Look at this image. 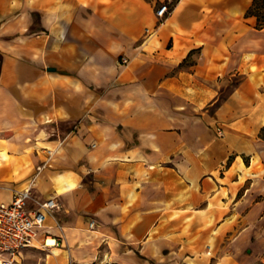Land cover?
Instances as JSON below:
<instances>
[{
  "label": "crops",
  "instance_id": "0c3cea01",
  "mask_svg": "<svg viewBox=\"0 0 264 264\" xmlns=\"http://www.w3.org/2000/svg\"><path fill=\"white\" fill-rule=\"evenodd\" d=\"M252 1L0 0V204L28 187L58 203L18 264L252 263L264 249ZM45 234L61 247L43 248Z\"/></svg>",
  "mask_w": 264,
  "mask_h": 264
},
{
  "label": "built area",
  "instance_id": "2783aa9c",
  "mask_svg": "<svg viewBox=\"0 0 264 264\" xmlns=\"http://www.w3.org/2000/svg\"><path fill=\"white\" fill-rule=\"evenodd\" d=\"M158 24H162L171 10L168 3H162L155 9ZM146 33H149L146 30ZM122 64H127L122 59ZM223 136L221 130L216 132ZM33 205H32V204ZM58 209L54 197L44 201H35L31 196V187L14 194L10 204H0V263L18 264L21 253L29 248H35L39 242V235L44 230L47 219ZM89 229L95 227L94 221H89ZM49 234H45L42 247L47 246ZM55 246H58L56 240Z\"/></svg>",
  "mask_w": 264,
  "mask_h": 264
},
{
  "label": "trees",
  "instance_id": "16d2710c",
  "mask_svg": "<svg viewBox=\"0 0 264 264\" xmlns=\"http://www.w3.org/2000/svg\"><path fill=\"white\" fill-rule=\"evenodd\" d=\"M246 16H253L256 18V27L258 29L264 28V0H253Z\"/></svg>",
  "mask_w": 264,
  "mask_h": 264
},
{
  "label": "rangeland",
  "instance_id": "374dc122",
  "mask_svg": "<svg viewBox=\"0 0 264 264\" xmlns=\"http://www.w3.org/2000/svg\"><path fill=\"white\" fill-rule=\"evenodd\" d=\"M165 3H167V2H165ZM1 65H2V57H0V67H1ZM56 243H57L58 246H55V247H57V248L61 247V239L56 240ZM251 264H264V249L263 250H259L256 253V256L253 259Z\"/></svg>",
  "mask_w": 264,
  "mask_h": 264
},
{
  "label": "bare ground",
  "instance_id": "6f19581e",
  "mask_svg": "<svg viewBox=\"0 0 264 264\" xmlns=\"http://www.w3.org/2000/svg\"><path fill=\"white\" fill-rule=\"evenodd\" d=\"M47 244L53 246L55 244V242L52 239H49Z\"/></svg>",
  "mask_w": 264,
  "mask_h": 264
},
{
  "label": "water",
  "instance_id": "95a60500",
  "mask_svg": "<svg viewBox=\"0 0 264 264\" xmlns=\"http://www.w3.org/2000/svg\"><path fill=\"white\" fill-rule=\"evenodd\" d=\"M51 71H53V70H51Z\"/></svg>",
  "mask_w": 264,
  "mask_h": 264
}]
</instances>
